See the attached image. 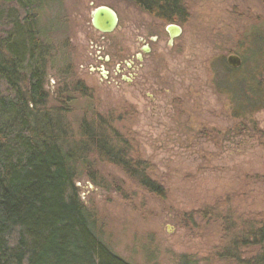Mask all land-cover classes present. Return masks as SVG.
I'll use <instances>...</instances> for the list:
<instances>
[{
	"label": "rangeland",
	"instance_id": "374dc122",
	"mask_svg": "<svg viewBox=\"0 0 264 264\" xmlns=\"http://www.w3.org/2000/svg\"><path fill=\"white\" fill-rule=\"evenodd\" d=\"M30 1L49 51L43 109L61 123L66 148H80L90 126L108 146H126L165 191L158 199L83 153L75 182L103 245L127 264H236L220 256L234 220L264 217V57L247 83L259 85L261 109L250 103L236 117L221 85L236 79L224 73L229 56L264 50V1L183 0L188 18L171 44L167 25L130 0ZM100 6L117 15L110 34L90 24ZM154 37L137 61L139 38Z\"/></svg>",
	"mask_w": 264,
	"mask_h": 264
},
{
	"label": "trees",
	"instance_id": "16d2710c",
	"mask_svg": "<svg viewBox=\"0 0 264 264\" xmlns=\"http://www.w3.org/2000/svg\"><path fill=\"white\" fill-rule=\"evenodd\" d=\"M130 1L166 25L181 27L188 18L183 0ZM31 8L30 0H0V264H127L100 241L81 201L75 181L77 168L87 163L83 153L95 152L158 199L165 191L145 176L146 165L134 163L126 146H108L107 137L100 139L90 126L80 148H66L61 123L43 109L49 51L30 22ZM253 47L239 68L224 71L236 77L221 85L236 117L250 103L253 110L261 104L259 85L247 84L264 57L260 46ZM234 224L236 233L220 256L236 264H264V217Z\"/></svg>",
	"mask_w": 264,
	"mask_h": 264
},
{
	"label": "water",
	"instance_id": "95a60500",
	"mask_svg": "<svg viewBox=\"0 0 264 264\" xmlns=\"http://www.w3.org/2000/svg\"><path fill=\"white\" fill-rule=\"evenodd\" d=\"M118 23L116 13L108 7L100 6L93 10L90 17V24L92 28L101 34L112 33ZM165 31L169 36L170 43L172 39L178 37L181 33L180 27L176 25H167ZM144 51H147L145 49ZM226 63L232 69L239 68L241 66V60L235 55H231L226 59Z\"/></svg>",
	"mask_w": 264,
	"mask_h": 264
},
{
	"label": "flooded vegetation",
	"instance_id": "af4514ba",
	"mask_svg": "<svg viewBox=\"0 0 264 264\" xmlns=\"http://www.w3.org/2000/svg\"><path fill=\"white\" fill-rule=\"evenodd\" d=\"M181 29V28H180ZM166 32V31H165ZM167 36H168V34H167ZM158 38L157 37H154V38H150V40L149 41H147V40H142V39H140L139 38V41H138V43H141L142 44V46L140 47V48H138V53L137 54H135V59H137V61H143L140 57L142 56V55H145V54H150V52H151V47H150V44L151 43H153V42H155L156 40H157ZM168 39H169V36H168ZM175 39V38H174ZM174 39H172V40H174ZM171 43H172V41H171ZM170 43V39H169V44H171ZM145 49H147V51H144ZM142 63V62H141ZM129 67H131L130 65H128V68ZM107 74V73H106ZM105 77V76H104ZM105 78H107V76L105 77Z\"/></svg>",
	"mask_w": 264,
	"mask_h": 264
}]
</instances>
